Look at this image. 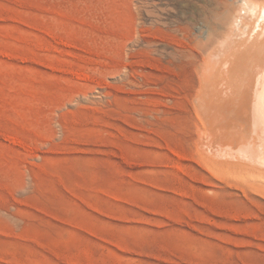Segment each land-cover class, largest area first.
Masks as SVG:
<instances>
[{"label":"rangeland","instance_id":"rangeland-1","mask_svg":"<svg viewBox=\"0 0 264 264\" xmlns=\"http://www.w3.org/2000/svg\"><path fill=\"white\" fill-rule=\"evenodd\" d=\"M218 1L0 0V264H264L194 100Z\"/></svg>","mask_w":264,"mask_h":264},{"label":"bare ground","instance_id":"bare-ground-1","mask_svg":"<svg viewBox=\"0 0 264 264\" xmlns=\"http://www.w3.org/2000/svg\"><path fill=\"white\" fill-rule=\"evenodd\" d=\"M222 4L221 1H218L216 5L214 4L213 7L215 8L212 11L209 10L211 13H206V20L204 19L206 21L205 26L214 20V25L220 29L218 30L216 26L212 25L209 29L219 31V34L215 31L214 34L209 31L211 35L209 32V34L207 33V41L212 42L210 38L215 41V36H221L222 41L220 39L218 41L219 37H217L216 42L219 43L212 42L210 45L201 40L203 42L201 45H204L203 49L205 46L208 48H205L207 53L205 51L203 53L206 57L201 63L199 62L202 66L197 65L202 67V70L196 67L201 71V79L198 95L194 100L197 101L199 112L206 120V122L201 121L200 129L206 136H209L208 145L215 157L202 153L205 158L207 157V161L209 160L218 166L223 165L221 167L225 166L224 168H229L227 166L232 163H240L239 165H243L245 169L250 171L249 173L253 172V174H257L258 179L260 178L259 180H264V0H242L241 8H237L239 5H236V9L234 8L236 11L234 10L233 13L231 11L224 12V9L222 12L221 9L227 7L226 3L224 6ZM235 4L237 3L235 2ZM233 5L231 6L235 7ZM201 14L203 15V13ZM203 16L205 18V15ZM197 36L199 35L197 34ZM198 45L195 47L196 49L200 47V43ZM181 48L183 50V47ZM181 48L179 53L186 55V52L182 51ZM189 51L187 55H192ZM251 67H256V69ZM247 68L253 71L250 72L248 69V72ZM209 152L208 150L207 153ZM224 153L229 155L225 158ZM213 164L212 166L215 167ZM237 164L236 166H238ZM217 165L216 169H218ZM236 166H232V170L229 171H233ZM237 168L238 170L242 169L241 167ZM219 169L221 168L219 167ZM234 170L235 173L237 171L240 174V171ZM242 171L241 173L246 172L244 169ZM248 175L246 172L245 176Z\"/></svg>","mask_w":264,"mask_h":264}]
</instances>
